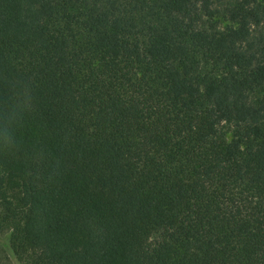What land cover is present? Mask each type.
<instances>
[{"label":"trees","instance_id":"obj_1","mask_svg":"<svg viewBox=\"0 0 264 264\" xmlns=\"http://www.w3.org/2000/svg\"><path fill=\"white\" fill-rule=\"evenodd\" d=\"M0 234L16 264H264V0H0Z\"/></svg>","mask_w":264,"mask_h":264},{"label":"rangeland","instance_id":"obj_2","mask_svg":"<svg viewBox=\"0 0 264 264\" xmlns=\"http://www.w3.org/2000/svg\"><path fill=\"white\" fill-rule=\"evenodd\" d=\"M230 130L231 128L226 124L220 127V131L228 134L227 136L230 135ZM4 235L5 234H0V264H16L15 260L9 255L8 250L4 244Z\"/></svg>","mask_w":264,"mask_h":264}]
</instances>
